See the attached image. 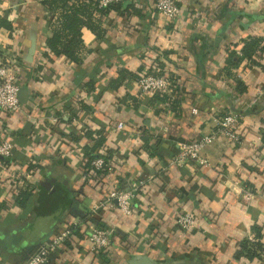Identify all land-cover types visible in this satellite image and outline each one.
Segmentation results:
<instances>
[{
	"label": "crops",
	"instance_id": "1",
	"mask_svg": "<svg viewBox=\"0 0 264 264\" xmlns=\"http://www.w3.org/2000/svg\"><path fill=\"white\" fill-rule=\"evenodd\" d=\"M132 3V13H91L97 31L83 28V61L77 64L45 56L52 34L48 4L0 0V16L13 24V30L0 28V62L18 50L22 86L29 90L24 110L0 109V139L12 140L11 167L27 171L36 187L21 207L0 186V264H23L37 246L71 225L82 235L66 240L49 264H103L89 249V221L114 229L108 264H129L139 254L165 263L262 264L236 253L239 242L254 235V225L264 243V53L255 55V63L242 52L253 38L261 39L264 52V0H179L177 21L159 14L154 0ZM233 53L241 56L237 65L230 63ZM121 70L134 76L122 79ZM160 72L175 79L167 100L142 92L137 83L144 73ZM78 99L90 109L73 106L75 116L68 105ZM227 111L243 115L238 143L217 133ZM60 113L63 121L52 124L51 116ZM119 122L124 128L117 129ZM86 128L93 138L74 140ZM99 130L106 132L113 169L89 183L83 177L84 147L97 141ZM207 136L214 137L200 146L204 164H170L181 142ZM140 179L147 183L133 213L105 207L89 214L111 188ZM46 181L52 186L43 193ZM245 189L252 193L249 200ZM183 210L196 215L201 227L183 229L177 223Z\"/></svg>",
	"mask_w": 264,
	"mask_h": 264
},
{
	"label": "built area",
	"instance_id": "2",
	"mask_svg": "<svg viewBox=\"0 0 264 264\" xmlns=\"http://www.w3.org/2000/svg\"><path fill=\"white\" fill-rule=\"evenodd\" d=\"M123 1L127 0H99V6L108 7L112 3ZM153 6L159 14L171 21H177L182 15L179 0H157L153 3ZM80 54L83 55V51H81ZM20 60L21 54L18 50H13L11 53L4 55L3 60L0 62V109L11 114L24 110L23 104L19 99V91L22 87L23 80L19 68ZM174 82L175 80L172 79L171 75L166 73H144L137 80L142 92L162 94L171 93ZM81 103L82 99L76 100L74 107L79 109ZM166 104H170V101H167ZM194 110L196 111V109ZM242 117L243 115L239 112H225L219 119L217 133L226 135L235 143L240 142L242 134L239 130V125ZM49 120L52 124H58L59 116L53 115ZM75 121H77L76 117H74V122ZM124 126L125 124L123 122H119L116 127L117 129H122ZM163 128L167 127L163 126ZM213 137L214 136H207L200 141L181 142L180 148L174 158L171 159L170 164L181 165L186 163L189 159H195L199 164H204L206 159L201 156L199 149L204 142H208ZM13 151L14 143L10 138L0 139V186L8 188V190L16 181H19L21 184L23 180H28L29 177L27 171H21L13 166L12 168L11 163L13 162L7 163V160L12 158ZM106 155V147H102L98 150V155L91 161L90 169L87 167V169L83 171L85 182L92 183L97 177L103 174H101V172L104 170L111 171V169H113V163ZM1 173L5 175L2 177L3 174ZM146 183L144 179H140L131 182L127 187L111 188L106 199L101 201L98 205L91 207L89 214H91V212L98 213L100 209L105 207L113 208L114 211H118L120 215H129L133 213V211L136 210L135 201L139 195V189L146 185ZM15 192H18V188L15 189ZM243 192L245 200H249L252 197L250 190L245 189ZM10 194L16 198L13 192H10ZM101 218L106 220L105 215H102ZM177 223L185 230L201 227L198 217L187 210L179 212L177 215ZM88 227L89 249L94 252L108 251L111 247L114 233L112 226L107 227L104 225V227H102L96 221H89ZM74 236L72 225L64 230L58 231L49 240L40 244L23 264H49L51 254L58 250L66 240ZM250 239L254 240V236H250ZM260 260L262 264H264V250L262 251Z\"/></svg>",
	"mask_w": 264,
	"mask_h": 264
},
{
	"label": "trees",
	"instance_id": "3",
	"mask_svg": "<svg viewBox=\"0 0 264 264\" xmlns=\"http://www.w3.org/2000/svg\"><path fill=\"white\" fill-rule=\"evenodd\" d=\"M44 4H48L53 11L51 19L52 34L46 39L47 51L45 56L49 61H54L57 57L65 56L77 64H81L83 57L81 51H83L84 45V36L83 28L89 27L92 30L97 31V25L89 21L91 18V13L96 10L100 12H107L110 9H116L117 11L124 10L127 13H132L134 10V5L132 0H127L123 2H115L109 5L108 7H100L99 0H42ZM157 0H154V3ZM89 19V20H88ZM88 20V21H87ZM5 27L10 30H13L12 22L5 16H0V28ZM99 33V32H98ZM242 52L245 56L249 57L253 62L257 63V58L255 55L258 53L259 57L263 55V47L261 45L260 38H253L249 41H245V44L242 47ZM264 58V57H263ZM241 60V56H237L236 53L232 54L230 63L232 65H237ZM162 72V71H161ZM159 74H162V73ZM123 73V74H122ZM130 77L133 75L126 70H121V78L124 79V75ZM134 76V75H133ZM172 77V76H171ZM172 79H174L172 77ZM175 80V79H174ZM119 82V81H116ZM114 82V83H116ZM94 86V81L88 83V87L92 89ZM175 85V82L173 83ZM239 87L241 91L245 89L243 83L239 81ZM167 94L156 93L154 97L167 100ZM73 103L68 105L71 111L74 112L75 116L79 115L78 109L73 108ZM80 111L89 110L90 107L87 103H81L79 106ZM59 116V123L63 121L61 113ZM99 133V138L93 145H86L84 148L87 151V159L83 163L82 167L84 170L87 167L90 169L91 161L98 155V150L105 147L106 143V132L97 131ZM81 136L87 137L88 139L93 138V131L91 129H84L80 134L74 135V140H81ZM107 147V146H106ZM111 149L107 148L106 157L110 159ZM13 162L11 159L7 160V163ZM88 169V170H89ZM88 172V171H87ZM109 171L104 170L101 174H107ZM18 188V192H15V189ZM36 187L33 183H30L29 180H23L20 184L19 181H16L9 187V192H13L16 196V202L19 206L25 207L31 201ZM44 193V192H43ZM104 227V223H99ZM73 234L82 235L81 229L78 226H72ZM254 240L250 237H245L239 242V249L236 253L237 257H245L247 259L260 258L262 256V251L264 250V243L261 241L262 232L261 228L258 225L253 227ZM99 257L102 259L103 264L109 263V253L106 251H99Z\"/></svg>",
	"mask_w": 264,
	"mask_h": 264
},
{
	"label": "water",
	"instance_id": "4",
	"mask_svg": "<svg viewBox=\"0 0 264 264\" xmlns=\"http://www.w3.org/2000/svg\"><path fill=\"white\" fill-rule=\"evenodd\" d=\"M35 49H36L35 48V41H33L32 46H31L30 51H29V55H28V59L29 60H32L33 54L35 52ZM19 99H20V102L22 104H25V103L28 102V100H29V90H28V86L27 85H23L20 88V91H19ZM51 186H52V182L51 181H46L45 186H44L45 187L44 188L45 191L43 190V192L45 193L46 190L49 189ZM49 234L50 233H48L47 238H48ZM37 247L33 251H35L37 249ZM33 251H32V253H33ZM26 257L28 259L29 258V255L26 256ZM129 264H179V263H165V262H160V261L154 260L148 254H139V255H136L134 258L130 259L129 260Z\"/></svg>",
	"mask_w": 264,
	"mask_h": 264
}]
</instances>
